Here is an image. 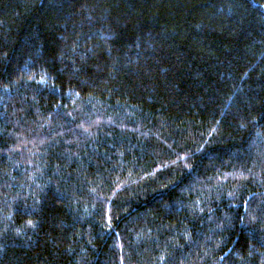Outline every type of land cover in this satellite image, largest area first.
Returning a JSON list of instances; mask_svg holds the SVG:
<instances>
[{
  "label": "trees",
  "instance_id": "16d2710c",
  "mask_svg": "<svg viewBox=\"0 0 264 264\" xmlns=\"http://www.w3.org/2000/svg\"><path fill=\"white\" fill-rule=\"evenodd\" d=\"M0 264H264V0H0Z\"/></svg>",
  "mask_w": 264,
  "mask_h": 264
}]
</instances>
